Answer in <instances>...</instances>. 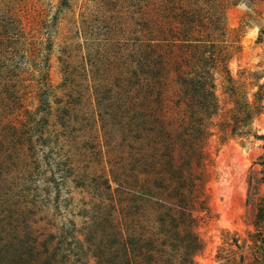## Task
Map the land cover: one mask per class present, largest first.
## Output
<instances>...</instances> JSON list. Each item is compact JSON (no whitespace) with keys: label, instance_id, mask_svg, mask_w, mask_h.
<instances>
[{"label":"rangeland","instance_id":"rangeland-1","mask_svg":"<svg viewBox=\"0 0 264 264\" xmlns=\"http://www.w3.org/2000/svg\"><path fill=\"white\" fill-rule=\"evenodd\" d=\"M0 264H264V0H0Z\"/></svg>","mask_w":264,"mask_h":264}]
</instances>
